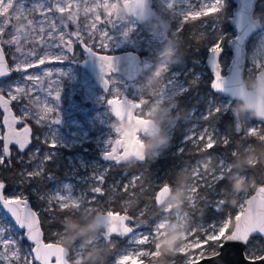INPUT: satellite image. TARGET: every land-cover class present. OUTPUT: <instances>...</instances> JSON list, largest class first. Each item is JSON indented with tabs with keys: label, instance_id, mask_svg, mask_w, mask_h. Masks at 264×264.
Wrapping results in <instances>:
<instances>
[{
	"label": "rangeland",
	"instance_id": "rangeland-1",
	"mask_svg": "<svg viewBox=\"0 0 264 264\" xmlns=\"http://www.w3.org/2000/svg\"><path fill=\"white\" fill-rule=\"evenodd\" d=\"M124 1L125 0H90L87 7H83V0H71V3H80L81 5L76 23L80 24L81 28L84 29L81 32V36L85 43H80L75 37H70L73 40V53L69 54L67 59L59 61L49 59L46 60L43 65L38 63L33 68L28 69L29 74H35L42 78L45 90L49 87L55 89L59 86L61 91L59 100L55 99L54 90L50 97L52 101L50 106L55 109V112L48 113L47 115L49 120L59 115V123L51 125L50 128H46L42 125H38L32 118L24 119L21 117L20 112V107L24 101L11 102L15 115L21 117V119H19L20 125L31 126L32 138L36 140L35 143H31L29 149L23 153L19 152L16 147L11 146V158L13 157L18 160V158L22 156L24 161L27 162L29 155L36 149L40 150L38 157L41 159L45 153L53 151L54 158L45 164L44 177L48 175L46 169L49 163H51L54 165V169L60 170V178L45 180L44 183L33 180L31 183L9 185L4 189V194L11 197L13 194L18 195L23 193L28 197L29 202L31 199L35 200L37 206L36 209H34L39 215L44 216L46 222L51 220V216L47 212L42 211L46 205L38 199V194L46 193L58 185L67 183L74 188V193L76 195L84 191L88 198L91 199L92 193L88 189L93 185L92 177L94 170L109 168L111 164L103 158V153L107 148L106 142L110 138L115 140L118 135L121 136L122 134L121 124L111 113L110 106L106 102L107 98H120L121 96L109 95L108 91L103 92L87 69L83 67L82 61L86 57V54L81 48L82 44H94V50L100 52L133 50L141 54L142 73L136 79L126 80L117 73H113V76L121 83L128 85L124 95H127L129 99L139 102L140 97L133 96L135 91H138L144 95V99L149 100L138 109L139 115L154 118L157 114L156 117L162 121V126L158 134L167 137V140L163 144L155 147L150 146L149 143L155 136L146 140V146L150 151V160H154L156 157L170 151H180V149L187 144L194 147L191 142L187 143L185 137L189 134V129L195 127L198 132L207 126L206 122L202 120L201 117L206 113L209 102L226 105L228 109H233L236 106L240 108L238 102L233 104L232 99L226 96L214 97L208 95L204 97L203 94H200L197 96V100L203 99L205 106L200 108L193 105L184 113H181L183 107L177 106V97L185 90L178 92V94L175 91H164L158 72L162 67L168 66V75L174 78V83L185 87V89L188 88L187 85L189 81L194 77L197 78L199 82L206 73L204 70L206 66L205 63H201L198 67L186 64L185 60L178 55L173 38H171V35L176 36V33L182 26L179 11L187 10V5L182 4L180 0H176L174 9L165 11L164 9L167 7L168 0H152V4L155 8L154 14L148 19L139 22L136 18L127 13L123 5ZM191 2L193 4H199L210 2V0H191ZM231 2L232 0H223V7L220 13L201 17L193 26L196 35L201 39V45L206 49V54L209 50L210 43L215 42L219 35L224 36L221 55V74L227 72L230 54L226 56L224 51L229 47L228 43L234 36V30L232 29L233 31L230 34L226 26V22L229 23V19L235 8V5L231 7ZM259 6L261 8L260 12H263L264 0H261ZM70 10L76 11L75 8ZM104 15L111 16L119 24L115 26L98 24L100 30L108 31L111 36L108 47L106 49H101L99 47L100 39L98 34L91 40L88 38V31L85 27V16H87V20H91L92 17L98 16H102L103 19ZM255 16L261 21V27L251 36V39L247 43V62L245 68V75L254 77V80L257 73V71H253L254 61L258 59L264 63V19L260 17L259 13ZM127 27H131L132 31L125 37L123 32ZM66 31H76V24L69 23ZM68 38L69 37H66V39ZM167 47H171L174 58L166 57L165 51ZM53 51H58V49ZM5 52L7 62L11 67L12 60L7 55V48ZM73 54L75 56H73ZM224 56H226V58ZM57 69L65 73V75L59 76L56 71ZM46 71H51L53 75L51 77L46 76ZM212 76H214L213 73ZM18 79H20V74L12 72L9 77L0 80V84H7L10 81ZM133 82L134 87H132ZM255 84L254 82V85ZM29 86H31V84H29ZM37 87H40V85L38 84ZM110 88H112V85H110ZM26 100L27 107L30 110H42L44 104L43 100L31 97L26 98ZM242 116L249 126H256L262 129V123L250 113H242ZM2 119L3 114L0 110V136H3L4 130ZM216 128L220 133H225L219 126L218 120L216 121ZM51 132L55 133L57 140V146L54 149L43 142L45 135ZM175 136L179 137L176 141L174 140ZM2 147L3 141L0 140V149H2ZM195 160L196 162H194ZM195 160L191 164L182 167L184 179H182L175 191L170 189L171 196L165 204L159 206L158 217L154 219L150 226L140 227L137 230L139 233H148L155 220H157V223L162 225L158 234L152 237L150 243L140 246L132 243L131 236L125 238L119 249L111 258L105 261V264H113L122 254L123 249H128L129 252L143 250L152 253L150 256H125L123 257L124 264H135L139 262L157 264L155 260L160 256L169 259L168 262L164 264H184L185 254H182V252L190 253L193 249H198L200 246L198 240L189 238L190 231L192 229H198L200 226L207 228L209 225L218 224V222L229 217L228 215L222 216L217 211L205 213V211L202 210L197 211L195 214L191 213V209L194 210L198 204L197 202L195 203V207H192V201L189 199L191 190L194 186L197 163L201 165L199 168L200 173L208 176L217 170L218 162L221 160V157L217 160H213L210 155L205 154ZM38 162L39 160L34 163ZM34 163H28L24 169L26 168L31 171L34 167ZM227 169L228 164L224 161V172ZM140 173L127 175L124 172L117 178L113 175L108 177L106 173L105 183L103 184L104 194H96V199L104 206L105 210H115L117 212H125L126 210V213L129 214L133 204L141 196H144V204L135 213V216H139L144 208L150 205V200L155 199L158 188L152 187V182H161L160 174L148 175L146 177L143 172V178L135 181L136 186L134 191H132L130 187V191L124 193L122 191L124 184H127L134 176H138ZM123 176L125 177L122 179L121 177ZM241 176L244 177L243 175ZM234 178L236 179V176H234ZM117 182H120L119 187L116 188L115 191H112L110 186L115 185ZM241 187L243 188L242 191L234 190L232 187L230 191L226 192V195L234 202H237L238 205H240L242 196L246 200L249 191V184L247 182L243 185L237 183V189ZM34 189L36 190L35 192L33 191ZM216 191L219 192L220 197L212 195L211 193H206L208 194L207 197L213 198L214 201L221 198L224 193V188H220L219 190L216 189ZM204 196L205 195H201V190L199 189L196 197L197 201H200ZM206 205H208L207 202ZM117 206H119V208ZM104 209L80 202L79 207L74 210V213L78 214L82 220H87V224L93 219L97 211L105 212ZM129 215L131 216V214ZM12 224L13 222L9 217H0V226L7 227ZM170 228L174 229L171 235L169 234ZM47 229L49 233L53 235V237L47 241L57 240V242L67 247V257L70 264H78L80 258L89 247L95 245L105 246L106 243L113 246L119 240V238L115 237L112 239L109 238L102 227L95 234V239L90 240L87 244L84 242L83 237L76 239L75 242H71L68 239L67 231L64 229L58 230L49 225ZM175 229L179 230L176 231ZM57 233L59 234L57 235ZM12 234L15 235V230ZM197 234L199 235L200 233L198 232ZM20 235L23 236V232H20ZM248 244L252 246V257H257L258 253L254 251L253 243L249 242ZM32 246L33 245L28 242L27 239L20 240L19 247L22 250L21 255H23L24 249H28Z\"/></svg>",
	"mask_w": 264,
	"mask_h": 264
},
{
	"label": "snow or ice",
	"instance_id": "snow-or-ice-1",
	"mask_svg": "<svg viewBox=\"0 0 264 264\" xmlns=\"http://www.w3.org/2000/svg\"><path fill=\"white\" fill-rule=\"evenodd\" d=\"M89 2L90 0H83V7H87ZM180 2L187 5V10L179 11L182 25L189 21L198 20L201 17L218 14L223 7V0H210V2L199 4H193L191 0H180ZM175 4L176 0H168L167 7L164 10L174 9ZM73 8L76 11L70 10ZM80 8V3L73 4L71 0H0V80L10 76L12 72L20 74V79L10 81L7 84H0V107L6 113L3 124L7 128L6 134L0 136V140L3 141V147L0 149V166L11 167L10 145H17L18 151L23 153L30 143L29 135L31 129L25 126L21 131H17L15 128L21 117L24 119L32 118L38 125L46 128L59 123V115L51 120L47 118L48 113L55 112V109L50 106L52 103L50 97L54 90L55 99L59 100L61 92L59 86L55 89L49 87L45 90L42 78L35 74H29L28 69L33 68L36 63L43 65L49 59L58 61L67 59L69 54L73 53V40L70 37H75L80 43H85L81 36V32L84 29L81 28L80 24L76 23ZM85 18L88 38L91 40L98 34L100 39L99 47L106 49L111 36L108 31L100 30L98 24L115 26L119 23L108 15H104L103 19L102 16L92 17L91 20H87V16ZM69 23L76 24V31H66ZM131 31L132 28L127 27L123 35L127 37ZM66 37L69 38L66 39ZM223 40L224 36L219 35L215 42L209 45L210 63L214 71L211 87L221 91L225 90L226 84L225 78L221 74V63L219 61L220 54L223 51ZM94 47V44H85L84 50L90 56L97 58L104 89L109 92V95L122 97L121 99L107 98L106 102L110 106L111 113L121 119L132 121L134 124L135 110L140 109L149 100L144 99V95L138 91H135L133 95L134 97H140L138 103L124 95L128 85L121 83L113 76V73L118 70L115 62L116 58L110 55H98L94 51ZM6 48L8 49L7 55L12 60L11 67L6 60ZM56 49L58 51H53ZM73 56L75 55L73 54ZM138 70L139 68L135 67L130 73V78ZM56 71L59 76L65 75L59 69ZM253 71H264V63L258 59L255 60ZM168 73V66L162 67L158 72L164 91H175L178 94V92L186 90L185 87L174 83V78H171ZM45 75L51 77L53 73L46 71ZM238 75V73L235 74L232 81ZM197 83L198 79L194 77L189 81L187 87H194ZM38 84L40 87H37ZM110 85H112V88H110ZM132 87H134V82ZM227 90L234 91L232 87ZM6 96L8 97L7 99L5 98ZM29 97L39 98L44 101L41 111H32L27 107L26 98ZM22 100L24 103L20 107L21 117L12 115L9 107L10 103ZM227 109L226 105L209 102L206 113L201 117L207 126L198 132L195 127L189 129V134L185 139L187 143L191 142L196 148L197 151L193 153L194 155H200L202 151L211 154V150L217 146L227 147L234 144L230 152V155H232L239 144L250 138L258 139L259 142L264 143V129L249 126L246 122L235 131V134L240 137L239 141L235 143L227 132L220 133L216 128V121L219 119L220 114L227 111ZM129 140H131V135L128 137L118 135L115 140L110 138L106 142L107 148L103 153L104 158L113 161V165L118 166L117 154L122 151V146ZM43 142L54 149L57 146L55 133L51 132L45 135ZM39 151V149H36L29 155L26 163L31 164L37 160L39 162L34 163L31 171L25 168L19 173L20 184L31 183L33 180L44 178L45 164L54 158V153L53 151L47 152L41 159L38 157ZM180 151L185 152V148L180 149ZM220 156L221 160L218 162L217 170L208 176L200 173L199 168L201 165L197 163L194 186L189 197L192 201V207H195V203L199 202L196 197L200 188L206 189V193L220 197L219 192L216 191V186L221 181H225L223 172L224 161L226 160L225 156ZM18 162H24L22 156L18 158ZM150 162L151 160L146 163ZM108 171H110L109 168L94 170L93 185L88 189L92 193L91 199L88 198L84 191L76 195L74 188L67 183L58 185L46 193L38 194V199L46 205L42 211L47 212L52 219H57L55 215L57 212L60 214L69 212L74 214V210L79 207L80 202L104 209V206L96 199V194H104L103 184ZM143 175V172H141L140 175L134 176L127 184H124L122 191L128 193L130 187L134 191L135 181L143 178ZM47 179H52L51 173H48ZM119 183L111 185L110 189L115 191L119 187ZM167 185L168 182L166 181L163 184L152 182V187L158 188V190H162ZM6 187L4 180L0 179V217H9L13 221V224L7 227L0 226V264H53V262L54 264H67L68 257L57 246V240L55 242H45L40 216L30 206L28 197L23 193L13 194L11 197L6 196L4 194ZM33 191L35 192L36 190L34 189ZM202 199L207 200L208 206L212 205L218 211L225 204L222 198L213 201L206 195ZM238 208L239 211L235 215L234 223L229 216L218 222V224L209 225L207 228L200 226L198 229L190 231L189 238L198 240L200 246L198 249H193L190 253L182 252V254H185L184 264H201L204 260L217 259L221 255L219 249L223 247V244L220 243L221 239L224 242H236L247 245L254 234L264 237V180L261 181V186L256 189V195L246 200L242 196ZM254 210H259L261 213L258 221L251 217ZM140 215L142 216L143 213L141 212ZM105 222L107 224L106 235L109 238L112 239L116 235H130L132 243L137 246L150 243L152 237L158 234L160 227H162L155 220L150 232L139 233L137 230L142 226H147L146 222L142 219L134 220L133 217L127 215L126 210L125 214H119L115 210H105ZM14 230L15 235L12 234ZM20 232H23V236L20 235ZM198 232L200 233L199 235L197 234ZM22 239H27L33 245L28 249H24L23 255H21L22 250L19 247ZM151 254V252L143 250L129 252L128 249H123L122 254L113 264H124L123 257L125 256H150ZM260 258L264 259V257Z\"/></svg>",
	"mask_w": 264,
	"mask_h": 264
},
{
	"label": "trees",
	"instance_id": "trees-1",
	"mask_svg": "<svg viewBox=\"0 0 264 264\" xmlns=\"http://www.w3.org/2000/svg\"><path fill=\"white\" fill-rule=\"evenodd\" d=\"M261 0H257L256 2V8H255V15L258 13L260 14V17L264 19V11L260 12V6L259 3ZM231 7L235 5V2L232 0ZM201 19V18H199ZM198 19V20H199ZM198 20L195 21H189L186 24H183L178 32L176 33V36L171 35V38H173V41L175 43L176 51L178 55H180L188 65L193 66H200L201 63H205V55H206V49L201 45V39H199V36L196 35V32L193 30V26ZM264 24V23H263ZM227 29L229 30V33H232V27L230 23L226 22ZM251 39V38H250ZM249 39V40H250ZM227 41V40H226ZM226 43V42H225ZM225 55L228 56L230 54V49L227 47L224 51ZM226 56H224L226 58ZM204 70L206 71L205 75L200 79V81L197 83L194 87H188L183 93H181L177 98V106L183 107L181 110V113H184L186 110H188L193 105H196L197 107L203 108L205 106L204 100L199 99L197 100V96L200 94H203L204 97H207L208 95L211 96H220L223 95L216 92L215 89L211 87V82L213 79L212 72H210L207 67H204ZM244 82L248 88L254 87V77H248L245 75L244 72ZM225 97V96H224ZM238 102L240 105H242L241 102L237 100H232L233 104H236ZM245 123L242 113L240 111V108L238 106L234 107L233 109H228L227 111L220 114L218 119L219 126L223 129V131L228 133L231 136V139L235 143L236 141H239L240 137L235 134V131L239 129L240 126H242ZM262 125V129H264V125ZM179 137L175 136L174 140H178ZM35 139L32 138V143H35ZM234 147V144H231L227 147L224 146H217L215 149L211 150L212 153L209 154L206 151H202L200 155H194L197 150L194 147H191L190 145H185L183 148H185V152L181 151H170L168 153H164L158 157H156L154 160H151L150 163H146L150 160V151L149 148L146 146V155L145 160L143 162H139L136 160H128L125 162L118 163V166L113 165V163L110 164L109 169L110 171L107 172V176L113 175L115 178L120 177L122 173H126L127 175L130 174H137L140 172H144L145 176L148 175H156L160 174L161 182H156L157 184H163L165 181L168 182V186L171 190H176L182 179H184V172L182 170V167L185 165L191 164L195 159L199 158L202 155L208 154L211 156L213 160H217L219 157L225 156L226 162L228 164V169L224 172L225 181H221L217 184V189L224 188L223 196L221 197L225 204L223 205L222 209L218 211L214 206L212 205H206L207 200L201 199L196 208L193 210L191 209V213L195 214L197 211H205V213L209 211H217L222 216L228 215L232 218L234 221L235 215L239 211V205L237 202H234L231 198H229L226 195V192L230 191L233 187V180L235 179L234 176H241L243 175L246 178L247 183L249 184V196L255 189V187L259 184H261V181L264 180V143L259 142L258 139L250 138L247 141H245L242 144H239L238 147H236L234 153L230 155V152L232 148ZM255 150V155L257 158L250 159L249 164H241L240 159L244 157L249 150ZM18 150V149H17ZM24 161V159H23ZM7 164V161H6ZM28 165L25 161L18 162L15 158H11V167L7 166H0V179L4 180L7 186L14 185L17 183H20V177L19 173L24 169V167ZM54 173L52 176V179H59V169H54V165L49 163V166L46 169V173ZM45 174V173H44ZM54 177V178H53ZM125 176L121 177L122 179ZM40 183H44L47 179V176L44 177V179H36ZM201 195H208L206 194V189L200 188ZM204 196V197H205ZM213 200V198H209ZM214 201V200H213ZM31 205L36 209V201L31 199ZM144 204V196H141L134 204L133 207L130 209L129 214H131V217L134 218V220L142 219L146 222L147 226L142 227H148L151 225V223L158 217L159 214V205L156 203L155 199L150 200V205L146 206L143 210V215L135 216L136 211ZM119 208V206H117ZM57 216V219H52L49 221L44 220L43 215H39L41 219V226L44 232V239L50 240V238L53 237L52 234L49 233V230L47 229V226H51L55 229L62 230L64 229L67 231V224L69 220L79 221L80 224H86L87 220H82L80 216L76 213L72 214L69 213H55ZM60 220V223H59ZM61 224V225H60ZM125 239V238H124ZM124 239L119 238L118 242L115 243L113 246H110L109 243L105 244V248L108 249L107 252V259L111 258L113 254L119 249L120 245L123 243ZM222 241V239H221ZM220 241V242H221ZM250 243H253L254 251L258 253V256L264 253V241L260 236H252ZM251 245H247L245 252L248 254L247 256L252 257L253 254L251 253ZM106 259V260H107ZM167 257L160 256L155 260L157 264H164L168 262Z\"/></svg>",
	"mask_w": 264,
	"mask_h": 264
},
{
	"label": "water",
	"instance_id": "water-1",
	"mask_svg": "<svg viewBox=\"0 0 264 264\" xmlns=\"http://www.w3.org/2000/svg\"><path fill=\"white\" fill-rule=\"evenodd\" d=\"M233 1L235 2V8L233 14L229 19V23L232 29L234 30V36L230 39L228 43L230 49V62L228 64L227 72L225 74H222L226 81L225 90L222 91L216 90V92L232 100H237L242 104H245L253 97L258 98V100L261 102H264V71L256 73V77H255L256 84L254 85L253 88H248L244 82V72L247 62V43L250 37L253 36L261 27V21L257 16H255V8H256L257 0H233ZM124 8L128 14L132 15L133 17H136L139 21L145 20L153 13V8L151 7V0H125ZM84 47L85 44H82L81 48L86 54V57L82 61L83 67L87 69V71L96 81V83L100 86L102 91L107 92L104 89L103 84L101 82V74H100L97 58L94 56H90L84 50ZM94 51H96L98 55H110L116 58L115 62L118 70L115 73L121 75L126 80H134L142 72L141 57L137 52L133 50H125L120 52H100L97 50ZM221 55L222 53L220 54L219 57L220 63H221ZM210 61H211V54L208 50L205 57V65L207 69L214 74ZM135 67H138L139 70L135 73L134 76H131L130 78V73ZM237 73L239 75L232 81L234 75ZM229 87H232L234 91L232 92L228 91L227 89ZM5 98L7 99L8 97L6 96ZM113 98L121 99L122 97L120 98L113 97ZM134 102L138 103L135 100ZM9 107L11 109L12 115H15L14 109L12 107V103H10ZM0 110L3 114V119H2L3 122L6 113L4 112V109L2 107H0ZM135 111L136 112H134V114H136V117L133 118V120L135 121L134 124L132 121H129L127 119H121L119 116L114 115L115 118L120 122L122 127L121 137H128L129 135H131V140L125 143L122 146V151H119L117 154L118 163L125 162L131 159L139 162H143L145 160V155H146V145L143 139H141V137H154L159 133L160 130L159 124L153 118L139 115L138 109H136ZM258 111H261V113L264 114V109H261L259 106H258ZM258 120L264 125V119H258ZM25 126H28L31 129L29 125L21 126L20 120H18V122L15 125V128L17 131H21ZM3 128H4L3 130V135H4L7 132V128L4 124H3ZM29 139H30V143L24 151H26L31 145L32 130L30 132ZM11 146H15L18 149V146L15 144L10 145V147ZM104 160L113 163V161L111 160H106L105 158ZM260 186L261 184L257 185L254 191L249 196H247L246 199H249L251 198V196L256 195V189H258ZM170 196H171V190L167 185V187H164L162 190H157L155 195V201L159 206H161L168 201ZM29 204L33 208V210H35L30 202ZM117 213L125 214V212H117ZM127 215L129 214L127 213ZM97 216L103 217L102 228L106 234L107 224L105 222V212L97 211L94 214L93 218ZM251 217L255 218L258 221L259 218L261 217L260 211L254 210L253 213L251 214ZM129 236L130 235H126V236L116 235L114 237L124 239ZM253 236H260L264 241V237H262L259 234H254ZM45 242L49 243L55 241L45 240ZM220 243L223 244V247L219 249L221 255L214 260H204L201 262V264H264V259L260 258V257H264V253L257 257H249L246 255L245 249L248 244L245 245L243 243L224 242L223 240ZM57 246L62 249L63 253L66 256L68 255V249L66 246H64L59 242H57ZM67 264H70L69 260L67 261ZM135 264H154V263L139 262Z\"/></svg>",
	"mask_w": 264,
	"mask_h": 264
},
{
	"label": "clouds",
	"instance_id": "clouds-1",
	"mask_svg": "<svg viewBox=\"0 0 264 264\" xmlns=\"http://www.w3.org/2000/svg\"><path fill=\"white\" fill-rule=\"evenodd\" d=\"M167 58H174L171 47H167L165 51ZM258 106L264 109V102L258 100V98L253 97L251 100L245 104L240 105V111L242 113H250L253 117L257 119H264V114L258 111ZM167 140V137L157 134L152 141H150V146L155 147L157 145L163 144ZM257 158L255 155V150H249L248 153L240 159L241 164H249L250 159ZM246 178L237 175L236 179L233 181L234 190H243V188L237 189V183L243 185L246 183ZM67 236L71 242H75L76 239L83 237L84 242L87 244L90 240L95 239V234L103 227V217L97 216L90 220L87 224H80L79 221L69 220L67 224ZM174 229H169V234L173 232ZM178 231L179 229H175ZM163 251V250H162ZM108 249L101 245H95L89 247L83 256L80 258L78 264H105L107 259Z\"/></svg>",
	"mask_w": 264,
	"mask_h": 264
},
{
	"label": "flooded vegetation",
	"instance_id": "flooded-vegetation-1",
	"mask_svg": "<svg viewBox=\"0 0 264 264\" xmlns=\"http://www.w3.org/2000/svg\"><path fill=\"white\" fill-rule=\"evenodd\" d=\"M123 5H124V3H123ZM151 7L153 8V13L151 14V15H153L154 14V12H155V8H154V6H153V4H152V0H151ZM151 15L149 16V17H151ZM148 17V18H149ZM134 18H136V17H134ZM148 18H146V19H148ZM137 19V18H136ZM145 19V20H146ZM138 20V19H137ZM139 21V20H138ZM144 21V20H143ZM139 22H142V21H139ZM135 52H137V51H135ZM139 55H140V57H141V62H142V56H141V54L139 53V52H137ZM142 64V63H141ZM191 65V64H190ZM142 73V72H141ZM157 115V114H156ZM156 115L154 116V120L159 124V126H160V128H161V126H162V121H160L159 119H158V117H156ZM31 127V126H30ZM31 130H32V128H31ZM148 138H151V137H141V139H143V141H144V143H145V145H146V140L148 139ZM32 143V142H31ZM31 146V145H30ZM29 146V147H30ZM15 147V146H14ZM11 148V147H10ZM29 149V148H28ZM27 149V150H28ZM26 150V151H27ZM26 151H24V152H26ZM131 160H133V159H131Z\"/></svg>",
	"mask_w": 264,
	"mask_h": 264
},
{
	"label": "bare ground",
	"instance_id": "bare-ground-1",
	"mask_svg": "<svg viewBox=\"0 0 264 264\" xmlns=\"http://www.w3.org/2000/svg\"><path fill=\"white\" fill-rule=\"evenodd\" d=\"M38 63H36L35 65H37Z\"/></svg>",
	"mask_w": 264,
	"mask_h": 264
}]
</instances>
